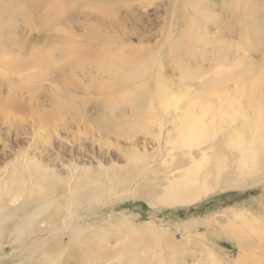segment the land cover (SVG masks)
Masks as SVG:
<instances>
[{
	"label": "rangeland",
	"instance_id": "rangeland-1",
	"mask_svg": "<svg viewBox=\"0 0 264 264\" xmlns=\"http://www.w3.org/2000/svg\"><path fill=\"white\" fill-rule=\"evenodd\" d=\"M22 1L0 0L10 12L0 17V48L7 34L20 42L11 45L12 51L6 49L7 56L13 57L20 48L27 56L52 45L59 61L42 70L21 65L17 71L7 62V69L0 66V264H264V151H258L257 169L248 173L247 168L237 166L240 149L226 146L247 141L250 132L257 134L258 130L245 121L251 120V115L226 124V129L218 130L200 147H187L181 141L186 129L175 122L179 111L165 103V107L170 106L169 115H165L161 100L146 93L160 81L178 98L181 89L189 86L188 96L182 95L177 109L182 110L207 80L229 70L247 69L230 45L236 38L230 37L222 45L223 50L229 48L228 57L210 58L208 45L199 49L203 46L199 36L212 39L220 37L219 31L207 19L203 32L190 31L197 38L177 37L178 28L188 31L187 24L177 12L167 11L170 1L70 0L72 47L78 48L79 56L88 62L83 68L64 69L69 80L63 83L57 79L63 44L55 40V35H62L61 24L56 22L52 29H44L41 14L48 11V6L35 0L37 5L21 8ZM220 10L219 6L215 13L220 14ZM48 15L61 20L64 12L54 16L50 11ZM201 15L209 18L208 13ZM260 17L264 19L263 3ZM238 19V23L243 21ZM173 20L170 33L168 26ZM258 34L256 43L249 42L255 47L261 41L259 50L263 48L262 54L258 50L250 56L255 74L244 75L247 79L241 75L236 81L232 77L220 79L221 83L216 80L214 86L222 93L212 86L207 98L217 92L239 96L234 92L238 84L248 82L249 86L243 84L246 89L258 83L260 90H255L260 93L256 91V95L264 99V74L256 71L264 60V28ZM118 45L120 49H116ZM102 46L108 56L125 62L119 74L132 71L144 78H136L133 86H123L105 70L97 72L91 59ZM183 64L192 66L186 67L187 72L199 68L197 72L205 75L192 77L189 82L182 78ZM56 97L69 99V107L56 109ZM133 97L135 102L131 101ZM201 100L203 104L208 99ZM210 145L214 150L207 149ZM202 156L205 160L196 178H189L190 169ZM72 174L84 184H70ZM183 176L188 177L184 184L189 199L161 202L164 186L180 187ZM94 183L103 186L92 200L80 202L71 194V185L72 191L78 192L95 187ZM114 183L117 190L111 194ZM200 184L210 189L204 192ZM1 185H6L12 195L22 188V197L14 202ZM69 204L75 218L64 221ZM33 212H40L36 221L21 226ZM234 214L250 217L247 221L252 222L249 225L253 230L239 226Z\"/></svg>",
	"mask_w": 264,
	"mask_h": 264
},
{
	"label": "bare ground",
	"instance_id": "bare-ground-1",
	"mask_svg": "<svg viewBox=\"0 0 264 264\" xmlns=\"http://www.w3.org/2000/svg\"><path fill=\"white\" fill-rule=\"evenodd\" d=\"M83 1L84 0H80V3ZM168 1H170V2H168ZM218 1L219 0H166V2H168L170 4L168 6L169 10H167V11L168 12L170 11L171 13L177 12L178 16L180 15V16L184 17L186 24H187V30L188 31L186 33H184L183 30L178 28V30L176 32V36L178 37V35H179V37H182L183 40L197 38V36L195 37L194 35H192L190 33V31L197 30V31L203 32L207 28L206 22H208V21H206V20L210 19V21L212 22V25L216 28V32L219 31L220 37L216 36V37H213L212 39H210V37H209L207 39V38H204L203 36H199V42L201 41L200 44L203 45V46L199 47V49L200 48L205 49L206 47L204 45H208V47H210V52H211V54L209 55L210 58L219 57V55H223V57L225 58V56L228 55L226 53H228V51H230V50H229V48L223 50V48H225V47H222V45L227 43L228 41H230V37L236 38L235 41L232 42L230 45H233L236 48L235 49L236 55L239 57V59L241 58L244 61V65L246 66L247 69L246 70H244V69L238 70L239 73L236 71L237 69L235 70V72H232L233 70L232 71L229 70L228 72L220 73V75H218V77L216 76L217 78L214 77V79H212V80L211 79L207 80V81L205 80L206 81L205 85H203V86L200 85L202 89L195 92V94L197 96L194 98H189L188 102L184 105L182 110H177V109L179 107V104L182 103V102H180L182 100V97H183L182 95H184V97L186 98V94L188 93L189 86H185L181 89V96L178 98H176V95H178V94L174 93L172 89L167 88V86L163 82H160V81L155 83L154 86L152 87V89H150L149 92L146 91V93H147V96L149 95L153 99L156 98L157 101H158V99L161 100L160 103H162L161 106L164 109V110L163 109H161V110L163 112H165V115L167 113L169 115L168 108L170 107V106L165 107V103L166 104L167 103L173 104L174 105L173 108L176 109V111H179V116L177 117L175 122H179L181 125H184V127L186 129V131L183 134V138L181 137V141H182V145L187 146V147H194V146L200 147L199 146L200 144L204 143L207 140L213 139L214 136L216 135V133L218 132V130L225 128L227 126L226 124L234 123L235 120L239 116H245L247 114L251 115V120L247 119L245 121L247 124L252 125L254 129L258 130L257 134H255L254 132H250V134L246 137L247 141H235V142H233L232 145L226 144V146L228 145L230 147H233V148L237 147L240 149V151H238L239 159H238L237 166L240 169L242 168V170L244 168H247V172L251 173L257 169V166L259 163L258 151L260 152V154H261V151H264V99L262 98L263 96L261 97V96L256 95L257 93H260L257 90H255V88L260 90L259 89L260 87L257 86L258 83L256 84V86L253 85L252 88L250 86L246 89L245 88L246 85L244 86L243 84H247L248 82H246V83L244 82L242 84L241 80L244 78L243 77L244 75H252V73L255 74L254 69L251 68L252 67V60L250 59V56L252 53L258 52V50L261 48L259 45V43L261 41L259 43H257L255 47H254V44L252 45L253 47L252 46L250 47L249 44L253 43L254 41L256 43L255 38L257 37L258 31L262 30L264 28V19H262L260 17V11L262 10V3L264 4V0H222L221 2H218ZM37 2L40 4L44 3L45 6H48V11H45L44 13L41 12L42 13L41 17L43 18L42 20L44 23V29H52V27L54 26V23H56V22L61 24L62 28L61 29L59 28L60 25L58 26V28H59V30H61L62 35H55V40L57 42H60L63 44L62 57L60 58V59H62V62L60 64L61 70H60V72L58 71V73H57V79H59L62 82L63 81L67 82V80H69V75L67 74V71H69V69H73V68L76 69V67L77 68H80V67L83 68V66H85L86 62H88L87 59L85 61L82 57L79 56L80 54H78V48L72 47V39H71L72 22H71V17H69L70 11L68 12V10H69L68 8H69L71 2H70V0H63L62 3H60L59 0H38ZM31 4L37 5L35 3V0H24V1H22V7L21 8H27ZM40 4H38V5H40ZM219 6L221 8V10L219 12L220 14H216L215 9L218 8ZM5 7H6L5 5L0 6V17L8 15L7 13L9 12V7H6V8ZM13 7H14V5H13ZM17 7H19V6H17ZM30 8H31V6H30ZM71 8H74V7H71ZM45 10H46V8H45ZM104 10L106 11L107 9L104 8ZM23 11H25V10L23 9ZM50 11L54 16H56L59 11H62V12H64V17H62L61 20H58L57 16L51 17L48 15L50 13ZM204 12L208 13L209 18L201 15V13H204ZM212 13H215V14H212ZM38 14H39V12H38ZM70 15H71V13H70ZM237 19H238V21H240V20H243V21H240L241 23H238ZM29 20L30 19L27 18V21H29ZM42 20H39V22ZM181 20H182V18H181ZM185 21H184V24H185ZM174 22H175V20L170 22V25L168 26L170 33H171V30H170L171 26H172V24H174ZM83 25L85 27H88V22H84ZM236 25L238 26V31L240 30L242 32L239 31V33H238ZM41 27H43V25ZM176 27H177V25H176ZM253 33H255L256 35H252ZM87 34L88 33H83L84 36ZM236 34H238V35L236 36ZM3 37H6V38L3 40V43H2L3 47L0 48V52H1V54H0V66L4 70L8 68L7 65H5L6 62L9 63V67L14 66L17 68V71H18L19 70L18 68H20L21 65H26V66L32 65V66H36L42 70V69L48 68L49 66L54 65L56 63V61H59L58 60L59 56L57 58L56 56H54L55 54L52 53L55 50V48L52 45H50V48H41V49H37L35 51H32V53H29L27 56H23L22 48H20V47H22V45H20L19 46L20 49H18L17 54H15L13 57L7 56L6 52H5L6 49L8 52H9V49L12 51L13 46H11V45H17L16 42H19V41H17L16 39H13V37L11 35L7 36V34H6ZM170 37H171V34H170ZM257 38H259V36ZM137 39H138V41H140V43H142L143 40L140 37H138ZM250 40H253V41L251 42ZM257 41H259V39ZM83 42H84V40H83ZM21 43H22V41H21ZM86 43H88V42H86ZM0 47H1V44H0ZM23 47H26V46L23 45ZM116 49H120L119 45L116 47ZM142 49L143 48L139 47V50H142ZM79 50H80V48H79ZM170 50H172V49H170ZM262 50H263V48L261 49V51L259 50L260 54L263 53ZM85 51L88 52V50H85ZM87 54H89V53H87ZM93 56L94 57L91 59V63H93L94 66H97V72L101 73V71L105 70L104 72H106L108 74L107 76H109L111 78L113 77L115 79L116 84L120 83L123 86H125V85L127 86L128 84L129 85L132 84V86H133L134 80L136 78H138V77L140 79H141V77L144 78L143 75L136 74V73L134 74V73H132V71L131 72L126 71V73L124 75L119 74L120 73L119 70L122 66H124L125 62L120 60L119 57L114 58V57H111L110 55L108 56V53L106 51L105 46L100 47V49L97 51V53L94 54ZM226 57H228V56H226ZM201 58H202L201 60L203 61L205 59V55L204 56L202 55ZM260 60H263V59H260ZM262 62H263V64L260 66L261 68L259 70H257L258 68L256 69V71H258L260 75L264 74V71H263L264 70V66H263L264 60ZM262 62H259V63H262ZM103 63H105V64H103ZM104 65H105V67H104ZM186 67L190 69V67H192V66L183 64V67H182L183 70H181V75H182L183 79H185L189 82L192 81V80H190V78L199 77V75H201L203 73V72H197L199 68L197 70L187 72ZM84 68H86V67H84ZM122 68H124V67H122ZM64 69H67V71ZM240 71L242 72V74L240 73ZM221 74H223V75H221ZM241 75L243 77V78L241 77V80H240L241 84H238L239 87L236 89V91H234V92H237L239 94V96L238 95H231V94H229V92L227 93V95H219L218 92H217V94H213L211 92L213 97L209 95L210 97L207 98L208 96L207 97L205 96L207 93L209 94V91L211 90L212 86H214V83L216 82V80L219 81L220 79H224V78H228V77H232L235 80L236 77L240 78ZM247 78L248 77H246L244 79H247ZM110 80L112 81V79H110ZM236 80H238V79H236ZM221 81L222 80H220L219 82L221 83ZM224 81H226V80H224ZM201 83H203V82L201 81ZM216 83H218V82H216ZM222 84H221L222 87H226V85H227L226 84L224 86V84L223 85ZM238 85H236V86L233 85V87L234 86L237 87ZM214 87L216 88V90L220 91V89H217L216 85ZM129 88H131V87H129ZM125 89H126V87H125ZM133 89H135V88H133ZM133 89L130 91H134ZM227 89L229 90L230 88L228 87ZM105 90L107 91V89H105ZM117 90H119V88ZM136 90H138L137 87L135 89V92H136ZM146 90H148V89H146ZM170 90L172 91V93H170ZM231 90H232V87H231ZM256 91H257V93H256ZM127 93H128V91H127ZM214 93H216V92L214 91ZM129 95H130V92H129ZM187 96H188V94H187ZM128 97H132V94H131V96H128ZM201 97L208 99V100L202 104ZM240 97L243 98V101H241ZM134 98L135 97L131 98V101L132 100L134 101ZM137 98H139V97H137ZM55 99L57 100V102L55 103L56 109L63 110V109H66L67 107H69V105H70L69 99H66V98L62 99L61 97H56ZM136 100L137 99H135V101ZM149 100H151V99H149ZM140 102H141V100H140ZM157 103H159V102H157ZM132 105H136V103H133ZM139 107L138 108L136 107V109H139ZM150 107H151V105H150ZM150 107L148 108L149 110L151 109ZM159 139L162 141L163 136L159 137ZM172 146H173V144L171 145V147ZM212 147H214V146L210 145L207 149L214 150V148H212ZM215 155L216 154H214V156ZM204 160H205V157L202 156L200 161L192 169H190V174L188 176L189 178H196L197 169H198L199 165H201L204 162ZM216 173H217V175L214 177L215 180H217V178H218L219 171H216ZM52 176L55 178V175H52ZM68 177H67V180L69 181L70 178L68 179ZM188 177L183 176L181 178L180 183L182 185L180 187L171 188L169 184L165 185L163 188V192L161 194V197H160L161 202L178 201V200H182V199L188 200L189 195L187 194V188L184 184L188 180ZM71 179H72L71 181H73V182L70 181L71 182L70 184H72L74 182H79L80 184H84L82 179H80L79 177H76L74 175L72 176ZM20 180L22 181V177L16 181V186ZM94 185H96V186L93 188H88V189L78 191V192L72 191L73 185L69 186V188L71 190L72 195H76V198L80 202H85V201H89V200L94 199L95 197H97L100 194L101 187L103 185L101 183L100 184L94 183ZM48 188L49 187H47V190H48ZM200 188L204 192L210 189V187L202 188L201 184H200L199 189ZM50 189L51 188H49V190ZM1 190L4 191L9 197H12L14 202L20 198L21 193H22V188H21V189H16L15 194L12 195L11 193H9L10 190H8V191L6 190V185L4 187L2 186ZM116 190H117V188H116V185L114 183L113 186H110V193L113 194L116 192ZM1 204H2V202L0 203V205ZM1 208H2V206H0V209ZM39 214H40V212H38V213L33 212V213L29 214L27 216V218H25L23 220L24 222H23V224L21 223V226L23 225L25 228L27 225L32 224L39 217ZM74 216H75L74 208H73L72 204H69L68 209L66 211V216L64 217V221H66L68 219H70V220L74 219L75 218ZM234 217L239 219V221H238L239 226H243L248 231L253 230L249 225V223H252V222L247 221L250 219V217L241 216L239 214H234ZM126 221H123V223H125ZM232 226H234L235 228L238 229L237 225L233 224ZM24 228H22V229H24ZM74 232L80 233V230L75 229ZM258 235L261 236V234H258Z\"/></svg>",
	"mask_w": 264,
	"mask_h": 264
}]
</instances>
